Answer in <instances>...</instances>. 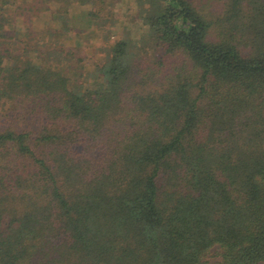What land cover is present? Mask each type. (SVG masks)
I'll return each mask as SVG.
<instances>
[{"label": "trees", "instance_id": "16d2710c", "mask_svg": "<svg viewBox=\"0 0 264 264\" xmlns=\"http://www.w3.org/2000/svg\"><path fill=\"white\" fill-rule=\"evenodd\" d=\"M120 1L0 0V264H264V0Z\"/></svg>", "mask_w": 264, "mask_h": 264}, {"label": "rangeland", "instance_id": "374dc122", "mask_svg": "<svg viewBox=\"0 0 264 264\" xmlns=\"http://www.w3.org/2000/svg\"><path fill=\"white\" fill-rule=\"evenodd\" d=\"M19 3H21V0H9L7 7H9V9L11 10L13 9L15 10L16 9L15 7ZM75 9L79 10V7L75 6ZM136 10H137V0H121L117 5L118 28L122 29L125 24H129L132 30L134 31V33H136V35L138 36L140 33L146 30L147 26L144 24V22L141 19L135 18ZM127 15H129V17L132 16V19H128V17H126ZM30 21L38 29L46 26V24L49 23L56 24L51 19V14L49 12L42 13L40 16H34ZM23 22L24 19L22 17L19 19V23L22 24ZM85 24L86 27H88L87 22L82 21V25ZM75 37L77 40L83 41L85 48L82 51H85L87 53V57L85 61L88 64L93 63L94 58L100 55V53H96L94 49V45H96V43L99 41L98 34L95 31V29L94 28L88 29L87 31L81 34L76 33ZM212 263H215V261H212Z\"/></svg>", "mask_w": 264, "mask_h": 264}]
</instances>
